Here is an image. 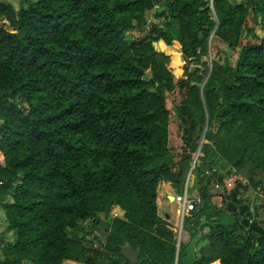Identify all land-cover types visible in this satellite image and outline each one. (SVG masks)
<instances>
[{
    "label": "trees",
    "instance_id": "1",
    "mask_svg": "<svg viewBox=\"0 0 264 264\" xmlns=\"http://www.w3.org/2000/svg\"><path fill=\"white\" fill-rule=\"evenodd\" d=\"M257 17L260 36L247 23ZM0 19L12 29L0 27V209L15 233L0 237V264H131L123 245L137 250L133 264H264L263 198L244 195L264 180V0H0ZM211 36L239 46L233 66L207 60ZM203 127L195 177L240 179L187 259L156 187L181 190ZM208 187L186 221L212 216ZM112 205L122 215L100 221Z\"/></svg>",
    "mask_w": 264,
    "mask_h": 264
},
{
    "label": "rangeland",
    "instance_id": "2",
    "mask_svg": "<svg viewBox=\"0 0 264 264\" xmlns=\"http://www.w3.org/2000/svg\"><path fill=\"white\" fill-rule=\"evenodd\" d=\"M8 1L10 3H12V5L15 7L17 6V4L19 2V0H8ZM160 9H161V6H160V4H158V5H155L151 10H148V12L146 13V18L148 19V21H154L155 22L156 19L153 18L152 14H153V12L159 11ZM247 23H248L249 27H252V30L255 34H257L258 36L262 35V31H261L259 23H258V17L256 18L255 23H253L250 19L248 20ZM0 27L4 28L6 30L12 31V29L2 19H0ZM140 34H141V27L137 26L133 29L126 31L124 33V37L128 40H131V39L134 40V39H137ZM246 40L252 41L253 39L248 37V38H245L243 41H246ZM172 44H174L175 47L170 44L171 50L168 53H166L165 55L168 56V67H170L173 70V76L175 78H177L182 71L183 60L180 59L181 54L179 51L178 43L173 41ZM153 47L157 51H162V50H160L158 45L155 44V42L153 44ZM238 47L239 46H235V47H231V48L227 47L226 44L222 43L221 41H219L215 37L211 36L209 38V44H208L209 53H208L207 60L213 58V59L217 60L219 63H227L228 65L233 66L235 59H236V56H237ZM162 53H164V52H162ZM173 98L175 100H177L179 98L178 94L175 93L173 95ZM166 105L170 109V111L172 112L173 108L171 107L170 101L167 99H166ZM168 131H169V141H170L171 147H173L174 150H176L179 147L178 145L181 143H180V140L178 138L179 134L177 131V125H176L175 121H171V123L168 126ZM203 142H204V140H203ZM189 169H190V163H189V167L185 173L184 181L182 183V185L184 186V183L186 182L187 176H190L187 179L189 184H190L187 188L188 194H193V193L198 192L199 190H197L198 189L197 186L199 184L201 186L202 185H209V181H207V178L198 177V179H197L195 177L194 172L189 171ZM235 177L237 178L239 176L236 175ZM261 184H262V186H264V180L262 181ZM182 185H181V187H182ZM227 185L229 187L230 184L228 183ZM158 186H159L158 190L156 189V191L159 194L161 187H160V185H158ZM262 186H260V187H262ZM208 188L210 190V193L213 196H217L218 198H220L223 194L218 189L213 188L211 184L209 185ZM170 189H171L170 193L173 195L176 194L177 192H179V190L178 191L175 190L172 185L170 186ZM252 191L253 190L247 188L244 194L249 195L251 198L253 196ZM260 198H262V197H260ZM169 200L166 201V198L163 196L161 203H159V206H158V208H159L158 214L163 219H165V217H163V212H166L169 215V220H167V223L169 224V227L175 236V235H177V231H178V217H177V212H176V204L173 201H171V199H169ZM253 200H259V197L256 196ZM260 200L264 203V198L260 199ZM216 208L217 207H210L209 209H205V208L203 209V211H208L209 213H211L212 216L208 219H206V217L204 215H202L199 218V220L194 222V220H192V219H188V221H186V219H184L185 215L183 216L184 220L182 223V228L180 229V232H179V242L186 243L185 252L187 255L186 256L187 259L190 258L189 255L197 257V255H198L197 249L205 241V236H203V234L205 232H207L211 226L217 224V222L219 221V216L217 215V213H214V210ZM191 214L192 213H190V215ZM121 215H122V212L118 209V207L115 205H112L110 208V211L108 212V216L104 217V216L100 215L99 218H100V221L103 222L112 216H121ZM220 217H221V215H220ZM204 222L205 223L207 222V224L202 225V223H204ZM102 227L103 226L100 225V228H102ZM94 233H97L101 238H103L100 229L95 228ZM84 236L87 239L90 238L89 234H85ZM0 237L3 238L4 240H7V241H13L15 238V233L7 228V222L5 220L3 211L1 209H0ZM92 239H94V238H92ZM94 243L97 244V242H94ZM63 263L64 264H75L74 262L66 261V260L63 261ZM24 264H26V263H24Z\"/></svg>",
    "mask_w": 264,
    "mask_h": 264
},
{
    "label": "built area",
    "instance_id": "3",
    "mask_svg": "<svg viewBox=\"0 0 264 264\" xmlns=\"http://www.w3.org/2000/svg\"><path fill=\"white\" fill-rule=\"evenodd\" d=\"M193 154L194 155H193L192 160L190 162L189 171H191L193 164H194V161L196 159V156L199 153H198V151H196ZM235 176H236V174L234 172H231L227 175H224L222 178V182L220 183L217 179H215L214 177L211 176L210 170H204V176L203 177L207 178V181H209V185L211 184L213 188H216L223 193L225 188L226 187L228 188L227 184L229 183L231 185L233 180L236 179ZM188 177H190V176H187L186 182L184 183V186L182 185L181 190L179 192H177L176 194L171 196L172 197L171 201H173L176 204V212H177V217H178V231H177V235L174 236L176 250H177L178 243H179V232H180V229L182 228L183 220L185 219V217L189 216L190 213H192V211L197 210L198 206L200 205V201H201L199 191L196 193H193V194H188L187 188L190 185L188 180H187ZM237 178H239V177H237ZM197 190H199V189H197ZM252 192H253V196H258L259 198L260 197L264 198L263 194L259 188H257L256 190H254ZM249 209H251V208H249ZM184 215H185V217L183 219ZM241 218L242 217L239 216V219H241ZM250 221H251V219L249 218V222ZM93 235L96 237V239H92V246L93 247H97V246L101 247L102 238L97 233H93ZM94 242H97V244Z\"/></svg>",
    "mask_w": 264,
    "mask_h": 264
},
{
    "label": "crops",
    "instance_id": "4",
    "mask_svg": "<svg viewBox=\"0 0 264 264\" xmlns=\"http://www.w3.org/2000/svg\"><path fill=\"white\" fill-rule=\"evenodd\" d=\"M159 41L163 42L161 39H158ZM157 41V40H156ZM156 41H151L152 45L154 44V42ZM164 44V43H163ZM170 45V44H169ZM154 48V47H153ZM155 49V48H154ZM156 50V49H155ZM179 134V133H178ZM177 134V135H178ZM158 185H160L161 187V190H160V193L158 194L157 191H156V205H157V214H158V206H159V203H161V200L163 198V196L166 198V201L169 200L170 196H172V194L170 193L171 189H170V186H171V183L168 182V181H164V180H160L157 184V187L156 189L158 190ZM170 201V200H169ZM210 207H219L221 205V199L218 198L217 196H211L210 199ZM119 209V208H118ZM120 210V209H119ZM121 211V210H120ZM122 212V211H121ZM159 215V214H158ZM163 217H165L166 220H169V215L166 213V212H163Z\"/></svg>",
    "mask_w": 264,
    "mask_h": 264
},
{
    "label": "water",
    "instance_id": "5",
    "mask_svg": "<svg viewBox=\"0 0 264 264\" xmlns=\"http://www.w3.org/2000/svg\"><path fill=\"white\" fill-rule=\"evenodd\" d=\"M180 59L183 60L181 55H180ZM204 130H205V127H203V130H202V132L200 134L199 141H198V146H197L195 152L198 151V149H199L200 142L202 140V136H203ZM169 199H172V197L170 196ZM260 205L261 204H258V206H260ZM254 210H256V207L254 208ZM136 254H137V250L132 249L128 245H123V246L120 247V255H122L124 257V259L126 261H128L129 263H131V264L136 262Z\"/></svg>",
    "mask_w": 264,
    "mask_h": 264
},
{
    "label": "clouds",
    "instance_id": "6",
    "mask_svg": "<svg viewBox=\"0 0 264 264\" xmlns=\"http://www.w3.org/2000/svg\"><path fill=\"white\" fill-rule=\"evenodd\" d=\"M173 195V194H172Z\"/></svg>",
    "mask_w": 264,
    "mask_h": 264
}]
</instances>
